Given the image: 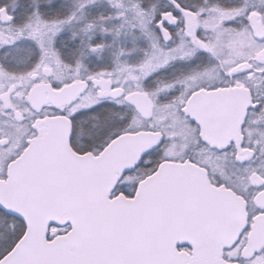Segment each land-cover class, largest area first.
<instances>
[{
    "label": "snow or ice",
    "instance_id": "1",
    "mask_svg": "<svg viewBox=\"0 0 264 264\" xmlns=\"http://www.w3.org/2000/svg\"><path fill=\"white\" fill-rule=\"evenodd\" d=\"M0 264H264V0H0Z\"/></svg>",
    "mask_w": 264,
    "mask_h": 264
}]
</instances>
